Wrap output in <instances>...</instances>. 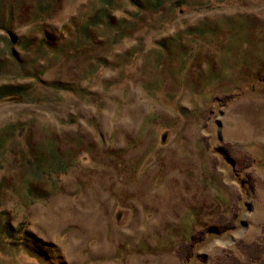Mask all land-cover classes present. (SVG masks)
I'll return each mask as SVG.
<instances>
[{
  "label": "rangeland",
  "instance_id": "1",
  "mask_svg": "<svg viewBox=\"0 0 264 264\" xmlns=\"http://www.w3.org/2000/svg\"><path fill=\"white\" fill-rule=\"evenodd\" d=\"M107 1L0 0V264H264V0Z\"/></svg>",
  "mask_w": 264,
  "mask_h": 264
},
{
  "label": "trees",
  "instance_id": "2",
  "mask_svg": "<svg viewBox=\"0 0 264 264\" xmlns=\"http://www.w3.org/2000/svg\"><path fill=\"white\" fill-rule=\"evenodd\" d=\"M151 1H156L157 3H159V0H151ZM105 2H107V3H110V1H107V0H104V3ZM156 4V3H155ZM105 5V4H104ZM102 6L103 8H102V10L103 11H106V9L104 8L105 6ZM102 10H101V13L99 14V18H101V17H103L104 16V14H103V12H102ZM109 12H112V10H108V11H106V13H108V17L110 16V14H109ZM98 15V14H97ZM97 15H95L94 17H97ZM99 18H93V19H95L94 21H96V23L98 22V19ZM89 21H91V20H89ZM90 25H91V23H89ZM88 26V25H87ZM85 29H86V27H85ZM87 30V29H86ZM23 86H26V85H21L20 87H21V89H18V88H16L15 86H13V85H2V86H0V99L1 98H3L4 96H7V95H11V96H19L18 98H24V96L25 95H23L25 92H23L24 90H25V87H23ZM23 87V88H22ZM16 90V91H15ZM13 92V93H12Z\"/></svg>",
  "mask_w": 264,
  "mask_h": 264
},
{
  "label": "bare ground",
  "instance_id": "3",
  "mask_svg": "<svg viewBox=\"0 0 264 264\" xmlns=\"http://www.w3.org/2000/svg\"><path fill=\"white\" fill-rule=\"evenodd\" d=\"M250 174V173H249Z\"/></svg>",
  "mask_w": 264,
  "mask_h": 264
}]
</instances>
